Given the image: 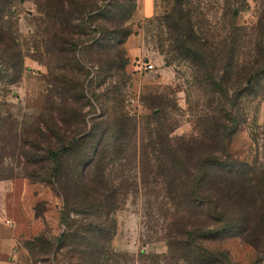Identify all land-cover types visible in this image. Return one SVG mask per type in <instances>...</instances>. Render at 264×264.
<instances>
[{
  "label": "rangeland",
  "instance_id": "374dc122",
  "mask_svg": "<svg viewBox=\"0 0 264 264\" xmlns=\"http://www.w3.org/2000/svg\"><path fill=\"white\" fill-rule=\"evenodd\" d=\"M260 28L264 0H0V230L11 186H32L40 223L0 264H189L164 210L192 184L168 183L166 164L224 150L264 167V93L238 81L244 56L264 59L244 45ZM203 246L264 264V243Z\"/></svg>",
  "mask_w": 264,
  "mask_h": 264
},
{
  "label": "trees",
  "instance_id": "16d2710c",
  "mask_svg": "<svg viewBox=\"0 0 264 264\" xmlns=\"http://www.w3.org/2000/svg\"><path fill=\"white\" fill-rule=\"evenodd\" d=\"M258 32L256 37L244 34V45L260 54L264 50L263 28ZM244 60L238 77L245 85L243 92L255 96L264 93V59L244 56ZM225 61V69L230 71L234 66L232 49ZM231 81L230 74L226 83L230 85ZM166 167L164 179L168 183L192 184L188 190L174 187L165 191L170 203L164 210L169 220L166 236L173 255L192 253L189 264H225L226 253L209 251L203 243L233 238L246 240L255 248L264 243V167L233 160L224 150L196 159L190 172L168 164ZM86 240L93 244V239ZM111 257V251L103 247L99 258Z\"/></svg>",
  "mask_w": 264,
  "mask_h": 264
},
{
  "label": "crops",
  "instance_id": "0c3cea01",
  "mask_svg": "<svg viewBox=\"0 0 264 264\" xmlns=\"http://www.w3.org/2000/svg\"><path fill=\"white\" fill-rule=\"evenodd\" d=\"M131 51H133V49H131ZM134 59L137 60L138 55L135 57L134 54ZM8 193L12 195L14 205L11 206L10 203H7L8 208L6 215L13 220L14 226L11 227V229H6L4 233L0 230V237L6 234L8 236L0 241V257H3L5 254L16 255L18 252L17 247L21 241L30 239L33 233L37 232L40 227V223L34 221V200L37 197L34 195L32 186L23 185V188L18 190L16 187L14 188L11 186ZM38 199H42V195H40ZM3 203L2 207L4 210L7 205L5 202ZM49 212V226L51 230L55 232L60 226L58 213L54 212L53 209L49 210Z\"/></svg>",
  "mask_w": 264,
  "mask_h": 264
},
{
  "label": "built area",
  "instance_id": "2783aa9c",
  "mask_svg": "<svg viewBox=\"0 0 264 264\" xmlns=\"http://www.w3.org/2000/svg\"><path fill=\"white\" fill-rule=\"evenodd\" d=\"M144 67H146L145 68L146 71H151V70H153L154 66H152L151 64H149V65L146 64Z\"/></svg>",
  "mask_w": 264,
  "mask_h": 264
}]
</instances>
